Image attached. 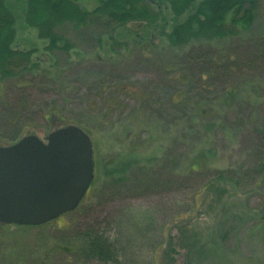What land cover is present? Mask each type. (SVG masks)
Returning <instances> with one entry per match:
<instances>
[{
    "label": "rangeland",
    "instance_id": "obj_1",
    "mask_svg": "<svg viewBox=\"0 0 264 264\" xmlns=\"http://www.w3.org/2000/svg\"><path fill=\"white\" fill-rule=\"evenodd\" d=\"M5 1L16 16L13 48L34 50L32 58L48 72L22 81L0 74V146L33 134L45 140L77 125L93 142L94 180L79 206L57 220L0 225V264H100L81 256L74 241L92 227L113 231L115 217L119 238L138 264H264V183L240 188L216 177L221 171L254 172L264 68L243 65L231 76L203 81L187 73L191 65L201 70L229 51L238 49L245 58L242 40L172 47L162 36L176 18L166 4L154 3L160 20L149 36L153 45L136 42L144 23L111 36L65 25L60 33L69 49L51 52L25 22L26 0ZM74 1L88 10L100 2ZM259 7L251 31L256 38L264 34V0ZM192 53L207 58L189 65ZM208 181L215 183L194 207V192ZM153 209L157 245L134 252L147 225L123 214Z\"/></svg>",
    "mask_w": 264,
    "mask_h": 264
},
{
    "label": "trees",
    "instance_id": "obj_2",
    "mask_svg": "<svg viewBox=\"0 0 264 264\" xmlns=\"http://www.w3.org/2000/svg\"><path fill=\"white\" fill-rule=\"evenodd\" d=\"M154 3L166 4L176 18L172 31L162 36L168 38L167 41L172 47L194 46L198 43L213 44L238 37L242 40L239 48L245 58L239 57L238 49L229 51L223 56H212L214 59L209 66L201 70L191 64L200 65L201 60L207 58L206 54L200 56L192 53L188 59V64L191 65L187 70L189 79L203 81L204 76L222 79L231 76L243 65L264 68V34L256 38L251 33L252 26L259 17L261 0H100L92 10L81 7L74 0H26L25 22L27 26L38 30L40 38L48 41L46 49L51 52L69 49L66 39L60 33V29L65 25L75 29L93 27L100 30L101 35L111 36L130 24L144 23V32L140 34V38H136V42L142 45L147 40L148 45H153L155 38L149 36L153 30L157 33L160 20V13L155 9ZM181 17L183 21L178 20ZM15 24L14 12L5 0H0V74L3 79L22 81L28 75H38L43 69L38 66V61L32 58L34 50L13 48L16 38ZM247 33L249 34L245 35ZM61 44H64L63 47ZM230 92L232 93L231 90ZM243 92H235V98H240ZM255 157L254 172L245 170L241 175L234 176L229 175L231 172L221 171L216 173V177L231 179L240 188H256L264 183V122ZM214 183L215 181H208L194 192V207ZM153 211L155 209L123 214L141 218L147 225L142 237L143 242L130 244L132 250L134 247V252L137 246L149 247L152 250L157 245ZM260 216L264 222V210L260 211ZM113 222L116 228L110 232L100 231L97 227L89 228L74 241L77 244L74 243V248L77 246L79 254L87 260L100 264H138L135 254L132 255L134 259L129 257L127 247L119 238L121 230L116 217ZM147 237L150 240L145 241ZM171 250L175 251V246H171Z\"/></svg>",
    "mask_w": 264,
    "mask_h": 264
},
{
    "label": "water",
    "instance_id": "obj_3",
    "mask_svg": "<svg viewBox=\"0 0 264 264\" xmlns=\"http://www.w3.org/2000/svg\"><path fill=\"white\" fill-rule=\"evenodd\" d=\"M93 180V142L77 125L59 128L46 140L33 134L0 146V225L57 220L79 206Z\"/></svg>",
    "mask_w": 264,
    "mask_h": 264
},
{
    "label": "flooded vegetation",
    "instance_id": "obj_4",
    "mask_svg": "<svg viewBox=\"0 0 264 264\" xmlns=\"http://www.w3.org/2000/svg\"><path fill=\"white\" fill-rule=\"evenodd\" d=\"M47 138V137H46ZM46 138H45V140H46Z\"/></svg>",
    "mask_w": 264,
    "mask_h": 264
}]
</instances>
